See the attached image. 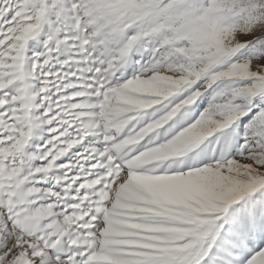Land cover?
I'll return each instance as SVG.
<instances>
[{
    "label": "snow or ice",
    "instance_id": "snow-or-ice-1",
    "mask_svg": "<svg viewBox=\"0 0 264 264\" xmlns=\"http://www.w3.org/2000/svg\"><path fill=\"white\" fill-rule=\"evenodd\" d=\"M0 264H264V0H0Z\"/></svg>",
    "mask_w": 264,
    "mask_h": 264
}]
</instances>
